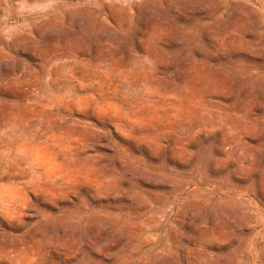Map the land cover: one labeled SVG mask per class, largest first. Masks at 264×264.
<instances>
[{"label":"rangeland","instance_id":"374dc122","mask_svg":"<svg viewBox=\"0 0 264 264\" xmlns=\"http://www.w3.org/2000/svg\"><path fill=\"white\" fill-rule=\"evenodd\" d=\"M0 264H264V0H0Z\"/></svg>","mask_w":264,"mask_h":264}]
</instances>
